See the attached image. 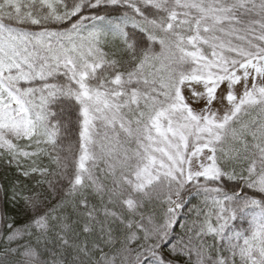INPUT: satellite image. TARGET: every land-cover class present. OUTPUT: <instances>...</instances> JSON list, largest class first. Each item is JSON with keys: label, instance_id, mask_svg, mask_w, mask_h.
I'll return each mask as SVG.
<instances>
[{"label": "snow or ice", "instance_id": "obj_1", "mask_svg": "<svg viewBox=\"0 0 264 264\" xmlns=\"http://www.w3.org/2000/svg\"><path fill=\"white\" fill-rule=\"evenodd\" d=\"M0 264H264V0H0Z\"/></svg>", "mask_w": 264, "mask_h": 264}]
</instances>
